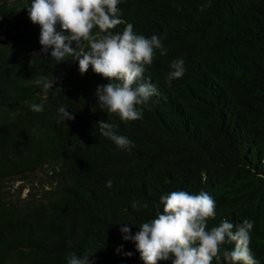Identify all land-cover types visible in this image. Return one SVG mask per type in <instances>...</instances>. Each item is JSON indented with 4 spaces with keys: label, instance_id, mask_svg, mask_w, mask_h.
Masks as SVG:
<instances>
[{
    "label": "trees",
    "instance_id": "1",
    "mask_svg": "<svg viewBox=\"0 0 264 264\" xmlns=\"http://www.w3.org/2000/svg\"><path fill=\"white\" fill-rule=\"evenodd\" d=\"M31 3L0 0V264H68L73 253L89 264H144L121 228L132 223L135 235L162 210L160 197L179 190L214 198L207 230L254 221L250 248L264 264V0H120L124 23L111 31L131 23L167 49L145 66L157 92L135 121L101 109L95 92L110 81L91 66L81 75L71 57L57 64L51 49L36 54ZM178 59L185 74L169 83ZM53 75V89L38 83ZM61 106L74 121L57 123ZM98 121L135 147L103 137ZM19 179L30 182L24 194L12 188ZM233 247L221 246L219 264Z\"/></svg>",
    "mask_w": 264,
    "mask_h": 264
},
{
    "label": "clouds",
    "instance_id": "2",
    "mask_svg": "<svg viewBox=\"0 0 264 264\" xmlns=\"http://www.w3.org/2000/svg\"><path fill=\"white\" fill-rule=\"evenodd\" d=\"M119 3L120 0H32L28 13L30 20L41 27L39 42L42 47L36 54L48 58L51 49V59L57 64L71 57L78 61L81 75L86 74L91 66L96 74L110 81L98 85L95 92L101 109L117 113L121 120L135 121L142 119L143 108L138 106L146 105L157 92L150 78L144 81L145 66L152 64L154 50L159 49L161 55H166L167 49L161 37L152 35L146 38L137 34L131 23L122 32L111 31L124 23L120 18ZM204 8L202 5L201 11ZM58 24L62 31H57ZM94 28L99 31L94 33ZM74 42L75 48L72 46ZM85 42L88 50L82 51ZM170 67L172 71L166 77L169 83L185 74L183 59L174 60ZM59 79L54 75L44 76L38 83H42L46 90L53 89ZM31 110L39 113L44 107L32 103ZM56 118L57 123L74 121L75 115L61 106ZM96 126L103 137L121 149L131 151L135 147L128 137L116 133V125L98 121ZM107 187H112L111 180ZM160 205L162 210L157 208L155 218L139 225L140 230L135 235L127 226L132 223H124L121 228L123 239L136 243L144 264L169 260L171 264H212L214 258L219 264L221 246L226 241L234 242L232 250L222 252V258L228 264H259L250 248L254 221L245 219L234 226L224 219L219 226L207 230V220L216 215V201L208 193L171 191L160 197ZM234 227L237 228L235 232ZM67 260L68 264H89L88 256L80 257L75 253Z\"/></svg>",
    "mask_w": 264,
    "mask_h": 264
},
{
    "label": "rangeland",
    "instance_id": "3",
    "mask_svg": "<svg viewBox=\"0 0 264 264\" xmlns=\"http://www.w3.org/2000/svg\"><path fill=\"white\" fill-rule=\"evenodd\" d=\"M13 184L14 185L12 186V188L15 189V191L22 188V194H24L27 191L28 186H30V182L25 179H19L15 181Z\"/></svg>",
    "mask_w": 264,
    "mask_h": 264
}]
</instances>
